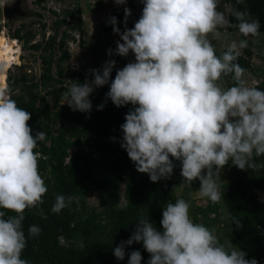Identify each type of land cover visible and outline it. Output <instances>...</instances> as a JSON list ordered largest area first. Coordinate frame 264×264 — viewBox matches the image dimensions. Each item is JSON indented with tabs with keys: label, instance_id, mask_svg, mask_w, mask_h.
<instances>
[{
	"label": "clouds",
	"instance_id": "clouds-1",
	"mask_svg": "<svg viewBox=\"0 0 264 264\" xmlns=\"http://www.w3.org/2000/svg\"><path fill=\"white\" fill-rule=\"evenodd\" d=\"M114 2L125 5L127 0ZM141 2V17L131 29L121 33L116 17L110 21L122 41H117L115 54L127 57L131 51L135 57L117 70L106 94L117 107L133 106L120 126L121 147L137 171L148 174L152 182L170 178L173 161H180L183 183L191 186L199 180V197L220 204L223 194L216 177L225 165L255 169L256 159L264 157V89L249 86L246 70L238 63L241 50L248 47L247 38L259 35L260 22L246 11L229 9L237 21L232 25L218 10L220 0ZM6 4L8 0H0L2 15ZM124 11L126 23L131 9ZM225 26L236 27L243 39L228 44L218 56L209 37L220 36L219 29ZM115 63L109 60L102 71L90 70L94 79L73 83L64 102L74 111L90 112V95L109 84ZM229 76L232 84L225 87L224 78ZM30 119V112L17 106L10 90L0 87V264H29L22 253L28 239L38 237L42 229L33 224L25 234V210L38 209L47 218L39 206L48 187L34 151L47 133L33 135ZM74 199L57 195L51 212L59 214ZM223 219L237 222L227 211ZM160 225L158 229L147 215L139 218L131 237L113 249L114 256L123 260L124 245L135 241L151 254L147 264H258L239 248L222 244L214 229L196 223L184 199L164 207ZM58 242L63 247L71 243L63 236ZM141 261L139 251L130 253L128 264Z\"/></svg>",
	"mask_w": 264,
	"mask_h": 264
},
{
	"label": "trees",
	"instance_id": "trees-1",
	"mask_svg": "<svg viewBox=\"0 0 264 264\" xmlns=\"http://www.w3.org/2000/svg\"><path fill=\"white\" fill-rule=\"evenodd\" d=\"M42 6L48 0H32ZM220 0L218 10L224 12L232 25L237 21L229 9H239L251 14L260 22L259 32L264 33V0ZM56 16L53 32L45 37L46 24L42 23V38L35 41L32 24H21L15 28L11 38L22 42L24 49L38 53L40 60L39 75H29L24 65L18 72L9 67L6 74V87L17 106L31 114L27 122L32 134L43 131L47 133L44 142L34 150L39 154V172L48 187L39 206L46 219L38 214V209L25 210L23 221L27 235L30 225H38L42 231L38 237L29 238L22 258L29 264H128L132 251H139L141 264H147L151 257L142 242L124 245L125 257L118 260L113 249L127 241L135 232L139 218L147 215L148 219L159 229L162 211L168 203L180 199L176 190L183 183L181 163L174 160L173 174L168 179L152 182L146 173L137 171L124 148L121 147V125L132 105L117 107L106 96L109 84L95 89L94 97L100 98L98 107L90 112L69 110V105L62 107L59 99H64L73 83H85L82 72L68 67L69 54L64 49L66 41L75 40L72 30L81 31L82 8L80 6L62 10V16L51 10ZM39 18L41 12H31ZM117 25L121 16L114 15ZM64 25H70L61 31ZM105 31L113 28L112 24L103 25ZM221 31L236 33L234 26H225ZM61 50L59 56L55 46ZM216 49V48H215ZM226 47L218 50L219 56ZM254 51L247 47L242 50L238 63L246 72L257 69L259 81L254 86L264 89V67L252 63ZM264 60V54L259 52ZM22 58V56H21ZM16 64V63H13ZM232 84L231 77H225L223 86ZM57 96L54 104L49 103V96ZM61 107V108H60ZM60 108V109H59ZM94 140V150L88 144ZM255 169L241 170L231 162L221 170L223 183L220 204L207 201L204 205L191 200L194 190L200 188V181L195 180L184 189L183 199L190 204V215L196 223H202L215 230L220 242L226 247L239 248L246 253V259L255 258L258 264H264V157L256 159ZM223 173V174H222ZM123 185V192L121 187ZM103 192L101 206L88 204L91 192ZM57 195L71 196L75 199L69 207L59 214H53L51 207ZM262 195V196H261ZM262 197V198H261ZM227 213L236 217L238 222L223 219ZM6 211L7 215H15ZM69 240L70 246L63 247L58 237Z\"/></svg>",
	"mask_w": 264,
	"mask_h": 264
},
{
	"label": "rangeland",
	"instance_id": "rangeland-1",
	"mask_svg": "<svg viewBox=\"0 0 264 264\" xmlns=\"http://www.w3.org/2000/svg\"><path fill=\"white\" fill-rule=\"evenodd\" d=\"M15 2L16 0H8V4H6L5 6L11 5ZM20 2L21 8L24 11V15H16L9 19L2 15V11L0 13V34L6 37V39L12 43L14 41V38L10 37L15 28H18L21 24H29L30 22H32L29 27L32 28L36 33L33 42L39 41L43 39V32L41 28L42 23L46 24L45 37L53 32V22L55 21L56 16L52 13V9L58 11L60 13L59 15L62 16V10L64 9H71L77 6H80L82 8L81 18L83 23L81 31H71V35H74L75 40L72 41L69 38L66 41L64 49L69 54L68 67L82 72L85 77V82L94 79L90 70L96 69L102 71L103 66L109 60L116 61L109 77L110 82L115 78L117 70L122 69L126 64L135 61L134 54L131 53V51L129 52L127 57H122L115 54L114 50L117 47V41L122 42L120 40V35L115 33L113 31V28L109 31H105L103 25L105 23H109L111 21V18L116 14L122 17L121 23L116 26L120 29V32L123 33L126 28L131 29L132 27H134L135 22L139 20V17H134L135 14H137V12H140L142 14L144 5L141 0H127V3L125 5H117L114 0H48L43 4V7L35 4L32 0H20ZM247 2L248 1L245 0L244 4H246ZM125 7L131 9V15L127 16L126 23L124 11ZM31 12H41L43 15L41 18H39L35 15H32ZM69 27L70 25L62 26L58 31V35L60 36L61 31ZM219 32L220 36L213 38L210 35L209 37L212 40L215 48L218 50L227 47V45L233 41L239 42L240 39H243V37L240 36L239 32L229 33L227 31L221 30H219ZM247 39L249 41L248 47H250L254 51V55L252 56V63L254 64L255 68L264 67V60L259 57V52L264 54V33L259 32L258 36L248 37ZM16 44H18V52L16 54L18 61L11 60L10 64L12 62H15V65L17 66L23 64L25 66L24 71H26L29 75H39L40 60L38 58V53L33 52L29 49H24L22 47L21 41L17 42ZM109 50H112V55L108 54ZM54 51L56 52L57 56L61 54V50L57 45L55 46ZM11 66L12 72L19 71L18 67H15L14 64H12ZM7 71L8 70L6 69L4 74H7ZM259 72L260 71H258L257 69L245 72V79L249 86H254L258 83ZM94 94L95 90L89 97L92 103V109L99 104L100 99L94 97ZM57 96L60 95L49 96V103L54 104L57 100ZM58 101L60 106H68V103L66 101L64 102V99H59ZM71 109L72 108L69 107V110ZM93 145L94 140H92L88 144L89 147H92V150H94ZM222 177L223 176L221 175V173L220 176L216 177L217 184L220 190L224 179ZM187 187V185L182 183L181 186L176 190V194L180 199H183L182 195L184 193V189ZM121 188L122 189L120 193L123 192V185ZM198 190L199 189L193 191L191 200L194 201L195 204L204 205L207 203V200L201 199L199 197ZM102 194L103 192L99 191L91 192L87 197L88 204L92 206H101Z\"/></svg>",
	"mask_w": 264,
	"mask_h": 264
},
{
	"label": "bare ground",
	"instance_id": "bare-ground-1",
	"mask_svg": "<svg viewBox=\"0 0 264 264\" xmlns=\"http://www.w3.org/2000/svg\"><path fill=\"white\" fill-rule=\"evenodd\" d=\"M12 40V39H11ZM10 40V41H11ZM13 43L9 42L6 37L0 34V64H1V75H0V87H5L6 74H4L5 70L8 69L13 63L11 60L18 61L16 54L18 52V44H16L15 39H13Z\"/></svg>",
	"mask_w": 264,
	"mask_h": 264
},
{
	"label": "water",
	"instance_id": "water-1",
	"mask_svg": "<svg viewBox=\"0 0 264 264\" xmlns=\"http://www.w3.org/2000/svg\"><path fill=\"white\" fill-rule=\"evenodd\" d=\"M3 15L4 17H7L9 19L16 15H24V11L21 8L20 0H16V2L11 5L4 6ZM134 17L140 18L141 13L137 12Z\"/></svg>",
	"mask_w": 264,
	"mask_h": 264
}]
</instances>
